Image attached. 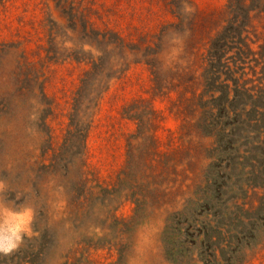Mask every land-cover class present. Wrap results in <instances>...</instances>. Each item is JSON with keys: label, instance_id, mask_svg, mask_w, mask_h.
<instances>
[{"label": "rangeland", "instance_id": "374dc122", "mask_svg": "<svg viewBox=\"0 0 264 264\" xmlns=\"http://www.w3.org/2000/svg\"><path fill=\"white\" fill-rule=\"evenodd\" d=\"M5 209L0 264H264V0H0Z\"/></svg>", "mask_w": 264, "mask_h": 264}, {"label": "clouds", "instance_id": "9594fccd", "mask_svg": "<svg viewBox=\"0 0 264 264\" xmlns=\"http://www.w3.org/2000/svg\"><path fill=\"white\" fill-rule=\"evenodd\" d=\"M25 230L23 222H12L8 210H3L2 218H0V251L7 252L15 248Z\"/></svg>", "mask_w": 264, "mask_h": 264}, {"label": "trees", "instance_id": "16d2710c", "mask_svg": "<svg viewBox=\"0 0 264 264\" xmlns=\"http://www.w3.org/2000/svg\"><path fill=\"white\" fill-rule=\"evenodd\" d=\"M79 259H80L79 257H76V258H75L76 261H79Z\"/></svg>", "mask_w": 264, "mask_h": 264}]
</instances>
